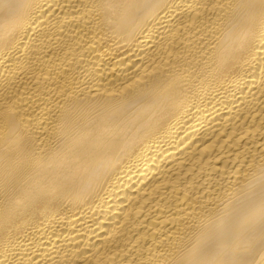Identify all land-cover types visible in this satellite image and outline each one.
<instances>
[{"label": "bare ground", "instance_id": "obj_1", "mask_svg": "<svg viewBox=\"0 0 264 264\" xmlns=\"http://www.w3.org/2000/svg\"><path fill=\"white\" fill-rule=\"evenodd\" d=\"M0 264H264V0H0Z\"/></svg>", "mask_w": 264, "mask_h": 264}]
</instances>
